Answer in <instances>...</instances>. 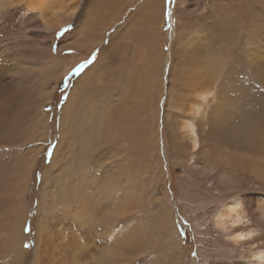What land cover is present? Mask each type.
I'll return each instance as SVG.
<instances>
[{"label": "bare ground", "instance_id": "6f19581e", "mask_svg": "<svg viewBox=\"0 0 264 264\" xmlns=\"http://www.w3.org/2000/svg\"><path fill=\"white\" fill-rule=\"evenodd\" d=\"M26 1L24 6L28 10ZM74 1L70 0L73 8L65 19L78 10V2ZM144 2L148 18L152 11L151 1ZM117 6L115 0H94L87 7L84 24L78 30L94 40L86 51L102 42L104 34L112 27L111 39H115L120 28L119 20L113 14ZM235 7L233 12H243ZM107 14L110 17L106 16L105 26L100 25L98 19ZM55 23L47 22L46 25L51 27ZM255 23L210 22L209 31L192 29L178 22L169 24V44L175 42L172 65L168 57L159 64L155 60L149 61L152 44L159 45L154 39L163 40L162 46L166 44L161 33L163 22L157 23L158 35L154 38L153 31L137 29V36L143 31L142 46L133 53L135 63L141 68L140 74L149 71L150 67H158L162 72L165 66L162 74L166 76L167 73L166 78H170L171 84L162 98L161 92L157 97L154 92L148 93L147 82L143 83L142 91L131 90L129 86L128 109L120 103L123 91H115V103L110 93V86L116 81V67H121L125 57L120 56L114 61L116 43H111L109 48L113 54L107 57L110 64L96 73L102 57L98 55L76 79L61 108L58 142L48 161L50 168L46 171L42 164L38 168L41 169L40 182L44 185L40 189L39 184L40 192L32 198L33 201L36 198L35 215L28 223L27 235L24 222L29 214L28 170L35 167V157L41 150L44 161V149L52 143L47 131L40 132V120L28 118L34 106L28 98L34 95L42 98L43 95L44 100L40 102L43 107L51 90L45 91L41 83L28 84V78L23 75L26 71L21 70V74L0 67V264L136 262L140 255L149 251L147 230L145 225L140 226L135 221L121 224L124 218L142 208V196L130 197L127 184L142 186L139 172H145L144 164L148 163L149 153L154 149L160 171L163 172L165 167L166 172L174 169L182 173L178 178L180 188H184V182H194L189 176L192 174L210 183L209 187L205 185L207 189L218 190L219 195L213 198L215 204L210 209L213 223L233 246L238 264H264V22ZM98 26L103 27L98 29ZM98 34L100 38L95 37ZM123 50L121 46L120 52ZM183 53V68L179 73L174 72ZM84 56L76 55L61 73H57L59 80L56 76L55 79L60 81L62 73ZM54 60L58 61V57ZM126 69L128 72L130 67ZM99 95L106 98V107L102 108L89 98ZM150 99L157 107L156 119H152L154 125L147 122L140 134L138 124L131 122L134 135L128 134L125 126L129 109L140 113L148 110ZM158 102L164 110L162 122L167 147L159 145ZM84 103L90 108L83 110L86 118L81 120L79 110ZM168 107L173 111L167 113ZM28 120L39 127L31 129L29 134ZM35 141L42 142L37 145ZM32 142L35 143L28 146ZM109 142H113L116 149L110 154L99 153L101 145ZM41 144L43 148L39 146ZM167 148L170 150L168 160ZM91 154L96 155L95 158L100 156L99 160L91 161L93 166L89 161ZM66 156L69 158L65 159ZM164 161L165 166L162 165ZM165 196L167 198V193ZM167 220L165 218L164 222ZM162 221L158 225L161 229ZM169 222L173 238L167 241L166 247L170 249L174 242L180 249L175 224L173 220ZM198 262L202 264L201 260Z\"/></svg>", "mask_w": 264, "mask_h": 264}, {"label": "rangeland", "instance_id": "374dc122", "mask_svg": "<svg viewBox=\"0 0 264 264\" xmlns=\"http://www.w3.org/2000/svg\"><path fill=\"white\" fill-rule=\"evenodd\" d=\"M92 1L94 0H77L76 2H78V5L76 9L78 10L75 11L73 16L65 19L68 12L73 8L70 0H28V10L26 6H24L26 5V0H0V63L3 64V66L0 65V67L10 68L18 73L20 71L21 74L26 71L23 75L28 78V84L36 85L37 83H41L42 86L45 87V91L51 90V96L46 100L43 107H41V103L44 100L43 95L42 98L38 95L28 98L30 105H34L32 109L33 113L28 118L37 117L40 120V132L47 131V136L50 135V137H52V143H50L51 146L44 149V161L42 160L41 150L38 152L37 158L35 157V167L28 170L27 209L29 214L26 219L27 221L24 222L26 224V235L28 234V223L32 218L31 216L35 215L33 209L36 198L34 201L32 198L35 196V193L40 192L37 187H39L41 183V169L38 168L41 164L42 166L44 165L46 171L50 168V163H48V161L52 154V149L58 142L57 135L60 129L61 108L66 104L67 97L72 91V87H74L72 85L76 79L94 62V60H96V58H98V55L102 57L97 63L99 67H97V71L95 72H101L106 64L109 66L110 61H108L107 57L113 54L111 52V47L109 48L111 43H116L113 47L114 61L120 56H124L126 60L120 65L121 67H116V72L114 74V79L116 81L113 86H110V93L115 103V91L117 90L118 93L123 91L124 95L120 98V103L123 105V108L128 109L130 107V102L126 97L129 86L131 90L136 89L137 91H142L144 87L143 83L147 82L148 93L154 92L157 97L161 92L160 98H162L168 93L171 84L170 78L169 80L166 78L167 73L166 76L162 74L165 70V66L162 72H160L158 67L157 69L150 67L149 71L140 74L141 68L135 63L133 57V53L139 51L142 46L141 34L143 31L137 36V29L145 28L147 31H153L154 38V35H158L157 23L163 22L161 33L166 39V44L162 46L163 40L154 39L159 45L152 44L153 48L151 50L152 52H150L152 58H150L149 61L154 62L155 60V63L159 64L162 59L164 62L165 57H168L171 59L172 65L175 42L173 44L172 41L171 44H169L171 41L170 36H167V31L170 30L169 24L178 22V24L189 26L192 29L196 28L209 31L210 22H256V25H258L259 22H264V0H235L236 2L234 0H150L152 11L148 18L143 8V4H145L144 1L147 0H115L118 6L114 9H118L116 11L114 10L113 14L119 20L118 22L120 25L115 39H111V35L114 31V27H112V29L110 28L106 31L107 35L104 34L102 42L92 48V50L86 51L94 40H90L91 37L89 38L86 35L83 36L82 32L78 30L82 29V24H84L83 22L85 20L83 16H85L87 7L92 4ZM238 4L240 7L237 6ZM234 5L237 9L241 8L243 12H233ZM120 7L121 10H119ZM106 16L109 19V14L98 19L100 25L104 24L105 26L103 22L107 21ZM59 21H62V23ZM47 22L56 23L49 27L46 25ZM57 24L59 25L57 26ZM145 26H147V28ZM102 27L103 26H98V29ZM95 37L100 38L99 34L95 35ZM73 43H75V45ZM121 46L122 49H124L122 53L120 52ZM159 50L160 53L157 54ZM124 52L125 55H123ZM163 53L165 54L164 56H162ZM79 54L85 56L64 71V73H62L63 77L58 81L59 79L57 76L60 74L58 75L57 73H61V69ZM176 54L178 55L179 51ZM54 57H58V61L54 60ZM46 60L49 61L48 64ZM165 62L167 63V61ZM183 62L184 53L180 56L173 71L179 73L185 63ZM127 67H130L128 72L126 71ZM55 76L58 80L55 79ZM46 82H49L48 85ZM161 88L162 90H159ZM100 96L102 95L96 97L90 96L89 98L92 102L98 103L102 108L106 107V98L102 99ZM77 103L81 105L79 101ZM85 103L82 104L79 110V113H81V120L86 118V116L84 117L82 114L85 111L84 109L90 108L86 106ZM112 106L114 105L112 104ZM158 107L159 124L157 126L159 132H161V135H159V145L162 147V144H164L163 146L167 147L164 124L162 122L164 110L161 103H159ZM171 111H173V109L168 107L167 113ZM108 113H111V110H109ZM156 115L157 107L153 104L151 99L148 110H144L140 113L138 110H132L130 108L125 126L128 130V134L134 135L131 122L136 126L138 124L137 127L141 134V132L145 130L142 129L144 124L148 122L149 125H154L152 119H154ZM33 128L39 127L28 120V134L32 133L31 129ZM150 132L152 133L153 129ZM35 142L28 143V146L34 143L38 145L39 142L42 141ZM39 146L43 148V144ZM113 149H116L114 143L109 142L101 145L99 153L110 154ZM169 153L170 150L167 148V160L169 158ZM95 157L96 155L91 154L89 161H97L100 158V156L98 158ZM68 158L69 156L65 157V159ZM156 159L157 153L155 149L153 151L151 150L148 163L144 164L145 172H139V181L142 183V186H134L131 182L127 184L130 197L132 195L135 197V194L142 196V208H138L135 213L124 218L121 224H127L128 221L130 223L135 221L140 226L145 225L147 230L145 234L146 243L147 248H149L148 253L140 255L137 261L132 264H199L198 261L200 260L202 264H233V262L234 264H238L239 258L235 250L232 249L233 246L223 238V232L216 229L213 223L211 207L215 204L213 198H215L216 194L217 196L219 195V192H217L218 190L207 189L206 186L209 187L210 183L192 174H189V176H191L194 182H184V188H180L178 185V178L181 177L182 173L174 169H169V171L166 172L165 167H163L165 166L166 159L162 163L163 172L160 171L159 161H156ZM59 165L60 164L57 166L59 167ZM90 165L93 166V162H91ZM163 179L165 181H163ZM162 182L164 184L166 183V185L164 186ZM42 185H44L43 182L40 184V189ZM196 185H199V188H197ZM165 193H167V198ZM202 217H204V219ZM165 218L166 220L169 219V221L173 220V224H175V231L180 249L176 248L174 242H172L173 244L170 249L166 247L168 244L167 241L173 237L169 228L170 222L168 220L164 222ZM161 221L164 222V224H162L163 229H161L160 226L158 227ZM28 239L27 237V240ZM232 250V253L229 252ZM199 258L201 259L199 260Z\"/></svg>", "mask_w": 264, "mask_h": 264}]
</instances>
